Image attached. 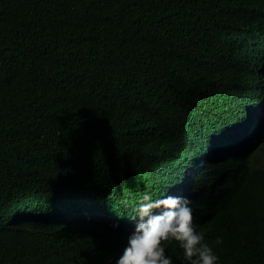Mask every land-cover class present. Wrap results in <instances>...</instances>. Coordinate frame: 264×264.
Listing matches in <instances>:
<instances>
[{
  "label": "trees",
  "instance_id": "16d2710c",
  "mask_svg": "<svg viewBox=\"0 0 264 264\" xmlns=\"http://www.w3.org/2000/svg\"><path fill=\"white\" fill-rule=\"evenodd\" d=\"M260 142L264 0H0V264H114L186 161L219 264H264Z\"/></svg>",
  "mask_w": 264,
  "mask_h": 264
},
{
  "label": "clouds",
  "instance_id": "9594fccd",
  "mask_svg": "<svg viewBox=\"0 0 264 264\" xmlns=\"http://www.w3.org/2000/svg\"><path fill=\"white\" fill-rule=\"evenodd\" d=\"M259 112L261 110H256L254 114ZM187 163L184 166L190 169L180 178L173 174L168 179L162 198L155 199L146 194L139 202L136 217L132 220L134 228L128 231L126 243L114 264H174L172 256L166 251L172 241L181 250V264H219L213 244L206 240L204 232L197 230L194 223V192H197L200 178L198 168ZM206 169L204 173H211L209 167ZM213 188L216 189V186ZM94 214L85 213L90 215L89 218H96ZM119 227V223L113 225L114 229ZM213 243L220 244L221 238L217 237Z\"/></svg>",
  "mask_w": 264,
  "mask_h": 264
},
{
  "label": "rangeland",
  "instance_id": "374dc122",
  "mask_svg": "<svg viewBox=\"0 0 264 264\" xmlns=\"http://www.w3.org/2000/svg\"><path fill=\"white\" fill-rule=\"evenodd\" d=\"M260 145H261V142L254 147L253 151H251V152H253L251 156L255 155V157L258 158L260 163L264 164V153L261 154V151H259ZM262 145H264V144H262Z\"/></svg>",
  "mask_w": 264,
  "mask_h": 264
}]
</instances>
